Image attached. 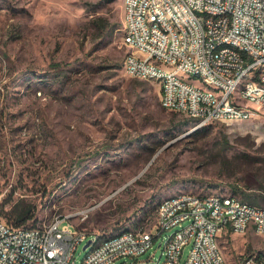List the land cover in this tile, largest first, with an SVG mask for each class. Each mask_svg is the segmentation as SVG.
I'll return each mask as SVG.
<instances>
[{"label": "rangeland", "instance_id": "374dc122", "mask_svg": "<svg viewBox=\"0 0 264 264\" xmlns=\"http://www.w3.org/2000/svg\"><path fill=\"white\" fill-rule=\"evenodd\" d=\"M123 15L122 0H0V217L28 209L30 223L90 207L72 222L102 238L184 191L264 206V107L228 124H185L160 105L156 81L123 72ZM97 17L119 26L107 41ZM248 232L221 240L229 263L260 244ZM159 254L156 241L109 264H155Z\"/></svg>", "mask_w": 264, "mask_h": 264}, {"label": "built area", "instance_id": "2783aa9c", "mask_svg": "<svg viewBox=\"0 0 264 264\" xmlns=\"http://www.w3.org/2000/svg\"><path fill=\"white\" fill-rule=\"evenodd\" d=\"M185 2H193L198 18L189 17ZM142 3L154 5V17L158 19L154 0H122L123 16L131 21V31L122 34L128 49L122 64L130 62L131 70L123 72L132 78L156 81L160 105L190 106L191 119L225 124L248 119L256 109L264 107V99L256 100V93L264 92V0H164L172 12L173 7L181 9V16L175 19L183 26V33L172 34V40H165V33H171L168 29L157 32L140 23ZM228 12L236 13V27H229ZM221 37H235L248 45L253 60L244 62L228 49H210L211 39ZM152 55H160L163 70H150ZM229 71H237V79H229ZM178 73L213 77L215 92L205 95L198 84L178 82ZM236 81H245L243 102H233L232 85ZM239 199L190 192L156 206L135 234L120 235L103 244H93L96 232L72 222L73 218L85 220L90 207L55 215L46 223L36 222L34 227L0 217V264H76V247L87 238L91 249L78 264H109L119 257H136L156 241L160 254L155 264H179L186 244L190 247L182 264H225V243L219 242V234H226L227 242L230 240L228 223H235L239 230L240 226L258 224L259 234L255 236L260 244L253 250H264V206L250 211L239 207ZM174 206H186V213L168 215V208ZM253 250L235 251L238 264H250ZM257 264H264V259Z\"/></svg>", "mask_w": 264, "mask_h": 264}, {"label": "bare ground", "instance_id": "6f19581e", "mask_svg": "<svg viewBox=\"0 0 264 264\" xmlns=\"http://www.w3.org/2000/svg\"><path fill=\"white\" fill-rule=\"evenodd\" d=\"M154 3L157 6L158 19L154 17V5L149 3H142L143 15H140V23H144V26H152L153 29L157 30V32H166V29H168V31L171 33H165V40H172V34H182L183 26L179 24L178 19H175V16H181L180 7H173V12H172L171 9H168L166 7L164 0H154ZM185 10H189L190 18H198V11L196 10V7H193V2H185ZM160 19L164 21V24H162ZM236 23H237L236 13L228 12L229 27H236ZM122 26L125 29L124 34H128L131 31V21H128V16H124L122 21ZM121 42H122L121 45H123L127 49V40H123ZM219 48L228 49V51H231V53H236V57L244 58V62H251V60H253V53L250 50H248V45H246L241 41H238L235 37H221V38L211 39L210 49H219ZM127 56H128V52L124 56V59ZM122 68L123 71H130L131 63L123 62ZM150 70H163V60H161L160 55H152ZM183 75H187L188 77H190L188 73H178V82L190 83L181 77ZM261 75H264V67H261ZM229 79H237V71H229ZM199 80L201 81V85H198V89L205 90V95H212L215 92V81L213 77L202 76L201 78H199ZM238 86H240V88H237ZM244 89H245V81H236L233 83L232 85L233 102H243ZM263 99H264V92H257L256 100H263ZM161 106L165 109L182 113L188 116L189 118H192L193 116V108L190 106H186V105H178V106L161 105ZM209 122H214V121L197 120L196 124L200 126ZM187 193L190 192H186V191L179 192L175 195L161 198L156 202L155 207L162 205V203H168L172 200H178L184 197V194ZM208 194H210V197H220V195H224L225 197L233 196L230 194L220 193V192L205 193L200 195H208ZM239 207H248L250 211L260 210V206L248 203L242 199H239ZM184 213H186V206H174V208H168V215L184 214ZM46 219L47 218H42L36 222L46 223ZM36 222L32 221L30 223H27V227H34ZM138 225H140V223L131 225L130 227L122 228L119 231L102 238H100V235L98 233H95L93 236V244H103L106 241L114 239L120 235L135 234L138 231ZM248 231H252L253 233L258 235L259 225L248 224V226H240V230H239L235 227V223L227 224L228 235L233 236V234H242V233H247ZM226 236H227L226 234H219V242L223 238H226ZM261 236L264 237V231L261 232ZM88 246H90L91 249V242L88 243ZM224 259H225V264H228L225 257ZM260 259H264V251L253 250L250 264H257V262H260Z\"/></svg>", "mask_w": 264, "mask_h": 264}, {"label": "trees", "instance_id": "16d2710c", "mask_svg": "<svg viewBox=\"0 0 264 264\" xmlns=\"http://www.w3.org/2000/svg\"><path fill=\"white\" fill-rule=\"evenodd\" d=\"M96 30L98 31V34L100 37L107 41L109 37L112 35V32L116 30L119 26L115 22H108L106 18L97 17L96 18ZM197 120L194 119H187L185 121V124L192 123V125L196 124ZM246 196H243L245 198ZM31 213L29 214L28 209H19L17 211V215L15 217V224H21L25 221L26 218H29ZM115 233V232H114ZM105 236V235H104ZM103 237V236H102Z\"/></svg>", "mask_w": 264, "mask_h": 264}, {"label": "crops", "instance_id": "0c3cea01", "mask_svg": "<svg viewBox=\"0 0 264 264\" xmlns=\"http://www.w3.org/2000/svg\"><path fill=\"white\" fill-rule=\"evenodd\" d=\"M121 26H122V21H121ZM120 31H121V27H120ZM126 50H127V49H126ZM158 92H159V90H158ZM222 240H225V238H223ZM220 242H221V241H220ZM227 262H228V261H227ZM237 263H238V260H237V259H234L232 263H231V262H230V263L228 262V264H237Z\"/></svg>", "mask_w": 264, "mask_h": 264}, {"label": "water", "instance_id": "95a60500", "mask_svg": "<svg viewBox=\"0 0 264 264\" xmlns=\"http://www.w3.org/2000/svg\"><path fill=\"white\" fill-rule=\"evenodd\" d=\"M88 243H89V240H87V241L83 244L82 249H85V248L88 246Z\"/></svg>", "mask_w": 264, "mask_h": 264}]
</instances>
